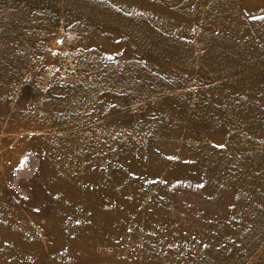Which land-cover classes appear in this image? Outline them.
<instances>
[{"label":"rangeland","instance_id":"obj_1","mask_svg":"<svg viewBox=\"0 0 264 264\" xmlns=\"http://www.w3.org/2000/svg\"><path fill=\"white\" fill-rule=\"evenodd\" d=\"M0 264H264V0H0Z\"/></svg>","mask_w":264,"mask_h":264}]
</instances>
